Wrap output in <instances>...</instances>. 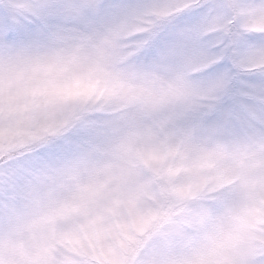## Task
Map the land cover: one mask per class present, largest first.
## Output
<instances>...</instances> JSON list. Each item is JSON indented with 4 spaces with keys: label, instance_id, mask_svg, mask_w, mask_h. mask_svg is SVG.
I'll return each mask as SVG.
<instances>
[{
    "label": "clouds",
    "instance_id": "clouds-1",
    "mask_svg": "<svg viewBox=\"0 0 264 264\" xmlns=\"http://www.w3.org/2000/svg\"><path fill=\"white\" fill-rule=\"evenodd\" d=\"M0 264H264V0H0Z\"/></svg>",
    "mask_w": 264,
    "mask_h": 264
},
{
    "label": "snow or ice",
    "instance_id": "snow-or-ice-1",
    "mask_svg": "<svg viewBox=\"0 0 264 264\" xmlns=\"http://www.w3.org/2000/svg\"><path fill=\"white\" fill-rule=\"evenodd\" d=\"M7 24H8L9 26H11L12 24H14V21H9V22H7Z\"/></svg>",
    "mask_w": 264,
    "mask_h": 264
}]
</instances>
